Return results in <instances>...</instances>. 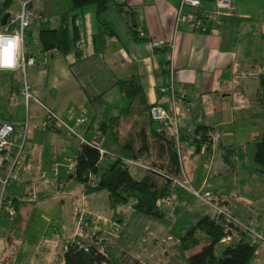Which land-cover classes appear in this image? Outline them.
Segmentation results:
<instances>
[{
    "label": "crops",
    "instance_id": "1",
    "mask_svg": "<svg viewBox=\"0 0 264 264\" xmlns=\"http://www.w3.org/2000/svg\"><path fill=\"white\" fill-rule=\"evenodd\" d=\"M32 1L27 6L30 15ZM230 1L233 7L230 13L208 14L200 26L193 28L188 22L177 21L180 0H114L115 6L107 16L115 25L120 39H109L105 51L98 58L93 79L102 85L134 79L139 86L141 98L133 102L124 98L119 86L115 85L99 100L90 103L69 69V64L75 61L73 54L63 56L55 50L42 52L38 39L31 48L27 47L29 41L25 40V54L34 60V64L25 69V80L33 96L51 109L64 125L74 128L83 140L95 139L100 142L108 154L101 165L117 157L124 166L128 167L122 158L131 159L134 165L144 168V175L136 180L146 175L157 145L154 140L173 136L168 125L165 127L151 121L147 114V109L153 104L170 112L169 101L162 90L172 88L179 98L176 118L178 137L173 138L188 183L202 196L208 193V199L214 204L264 236V166H258L253 160L255 143L261 132V111L255 95L258 76L264 74V0ZM43 8L39 13V26L45 23L48 28H57L61 17L67 13V21L70 23V19H74L80 30L81 49L86 56L92 55V35L95 31L89 37L85 33L84 37L77 22L83 9L73 16L74 12H70L72 8L66 10L60 1L53 8L45 3ZM183 10L186 13H211L215 11V5L214 1H199L196 11L191 7ZM92 11L94 13L89 8L88 12ZM9 18L4 26L0 23V34L6 29L8 32L15 30L16 24L9 25ZM129 27H133L138 34L142 33L146 40L163 42V48L149 51L146 41L129 35ZM165 48L167 51H164ZM167 59L168 72L164 73L163 62ZM87 65L81 63L78 74L83 71L79 68L86 69ZM19 72L0 70V77L9 74L11 92L20 96L21 79L19 81V77H15L12 82L10 76ZM237 97L245 98V101L239 105ZM3 102L5 100L0 98V107ZM30 103L34 108L33 114ZM26 107L25 118L31 126V151L38 145L40 154L42 151L48 153L46 160H54V156L58 160V163L50 164L46 177L52 173L53 179L57 180L62 173L68 180L76 182L70 174H66L64 164L67 158H76L82 142H79L78 137L70 136L65 126L49 128L46 113L36 101H29ZM35 109L41 112L44 123L35 117ZM0 118L10 122L24 120V117L15 118L6 108L0 109ZM77 119H83L84 122L76 126ZM101 122L109 123L102 135L97 130ZM202 129L220 133L215 147L200 140L201 131L198 130ZM37 140L40 146L38 142L33 143ZM132 152L136 154L135 159L132 158ZM126 163L131 164L129 161ZM53 165L58 166L56 173L52 170ZM38 177L43 179L44 173L41 172ZM93 193L87 194L83 185L80 200L84 199V204H81L84 210L81 212L101 221H110L117 215L121 227L120 214L115 211L112 217L102 218L94 214L93 209H89L87 195ZM189 195L194 196L187 190L176 189L175 208L185 203ZM107 199L111 209L108 194ZM198 200L205 206L199 207L194 216L197 219L191 228L202 217L211 216L208 207H212ZM14 208V221L17 222L14 227L23 230V222L18 219V215L24 219L29 206L14 205ZM74 224L73 221L69 224L71 236ZM241 238L248 242V233H240L234 240ZM57 251L56 242L52 241L47 249L50 260L48 264L58 262L55 261ZM257 254L262 258L260 264H264V250L260 248L255 249L249 264L254 263L253 258Z\"/></svg>",
    "mask_w": 264,
    "mask_h": 264
},
{
    "label": "rangeland",
    "instance_id": "2",
    "mask_svg": "<svg viewBox=\"0 0 264 264\" xmlns=\"http://www.w3.org/2000/svg\"><path fill=\"white\" fill-rule=\"evenodd\" d=\"M57 1L62 2L66 10L72 8L71 0L32 1V15L29 17V25L24 32L25 40L29 41L27 47L31 48L38 39L39 13L44 9L43 4L47 3L49 7L53 8ZM2 3L3 1H0V6ZM89 8L94 10L92 5H88L83 8V13L79 14L78 12L77 17L78 25L83 30L84 37L85 33L89 37L96 29L95 11L94 13L93 11L88 12ZM7 11L12 15L20 12L18 0H11ZM47 19H50V16H47ZM10 76H12V82H14L15 77H19V81L22 80L20 72L10 74ZM8 77L9 74L7 73L0 77V98L5 100L0 109L6 108L15 118L24 117L25 120L28 109L26 102L21 95L11 92V83ZM30 111L33 114L34 108L31 103ZM35 111L38 114L35 117H39L41 122V117H43L41 112L36 109ZM24 120L22 119L21 122ZM42 122L44 123V121ZM37 142L40 146L38 140L33 143ZM31 143L32 141L28 137L23 145V150H19V143H16L11 153L5 156L11 165L16 161L17 163L13 172L10 170L8 183L3 194L5 197L17 199L16 205L19 207L28 205L29 210L24 219L18 215V219L23 222V230L15 228L14 226L17 225L15 219L10 221L4 210L1 211L0 264H48L50 260L47 249L52 241L56 242L58 248V251L55 252V261L60 263L62 253L66 250L71 239L69 224L72 221L76 224L79 213L84 210L81 206L84 204V199L80 200L83 185L68 180L62 173L57 180L53 179L52 173L46 177L50 164L58 163L57 157L54 156V160H46L48 153L42 151L40 154L38 145L31 151ZM122 161L128 165L129 172L135 179L144 175V168L126 163L131 159L122 158ZM60 169L63 170L62 167ZM41 172L44 173L43 179L38 177ZM87 198L89 209H93L94 214L102 218L112 217L114 211L120 214L121 231L118 238L114 240L116 242L113 241L114 244L111 242L103 246L107 264H187L186 257L190 253L198 251L202 246L209 243L206 236L198 233L201 240L199 247L188 252L181 249L180 239L194 225L197 219L194 216L199 207L205 206L197 197L189 195L186 202L179 206L180 209L175 208L176 200H174V208L170 212L167 208H160L163 212L161 218H154L133 211L132 200L111 210L105 191L87 195ZM186 205L188 206L183 208ZM208 208L211 216H214V209ZM248 236L247 241L254 245L256 250L259 248L264 250L263 241H259L251 234ZM223 246L221 243L215 248L217 256H220ZM261 261L262 258L258 254L253 258V264H260Z\"/></svg>",
    "mask_w": 264,
    "mask_h": 264
},
{
    "label": "trees",
    "instance_id": "3",
    "mask_svg": "<svg viewBox=\"0 0 264 264\" xmlns=\"http://www.w3.org/2000/svg\"><path fill=\"white\" fill-rule=\"evenodd\" d=\"M10 1L3 0L0 6V23L4 14L7 13ZM71 1L72 9L70 12H74L73 16L76 15L77 11H81L88 5L94 7L96 29L92 35V55L86 56L81 49L80 30L74 23V19L72 21L70 19V23L67 21V13L61 17L60 25L57 28H48L45 23L39 26L38 40L41 51L48 52L55 50L63 56L73 54L75 61L73 64H69V69L77 79L82 92L90 103L99 100L103 94L115 85L119 86L121 95L126 99H131V102L135 101L136 98H141L139 86L132 78L111 83L110 85H102V83H98L97 80L94 81L93 79L95 75L94 71L97 69L96 64L98 58L105 51L109 39H120L115 25L107 16L110 9L115 6L114 0ZM198 1L211 2L214 0ZM129 30L130 36L137 37V39L140 38L138 32L133 27H129ZM142 40L147 41L146 39ZM164 51H167V49L165 48ZM83 62L88 63V65L87 67L85 66L86 69L79 68V70L83 71L78 74V67ZM168 63V59L163 62L164 67L162 69L164 73L168 72ZM91 80L93 81L91 82ZM255 101L261 111V132L259 139L255 143L253 160L258 166H264V74L258 76ZM157 123L168 127L166 123ZM108 126L109 123L101 122L97 130L102 135ZM198 131H201L200 140L207 141L208 132L205 129ZM154 141L157 143L156 149L152 154L153 157L149 162L146 175L141 180L134 179L128 167L124 166L117 157L112 158L110 163L104 165L99 164V153L97 150L83 143L76 156V167L70 176L76 182L85 186L87 194L105 191L108 194L111 209L116 205L126 204L132 200L133 211L146 216L161 218L163 212L157 207L156 202L169 191L170 181L168 178L178 176L181 166L173 136H169V138L160 137ZM132 158H136V154L133 152ZM4 162L1 167V175L3 177L8 172L10 173V170L13 172L17 161L11 165L9 159L5 157ZM90 181L95 186H90L88 184ZM4 198V200L7 199L6 197ZM11 202L13 205L17 204L16 199L11 200ZM116 216L110 221H115L120 227L117 221L118 217ZM198 233L206 236L209 239V243L202 246L198 251L190 253L186 258L187 264H249L255 253L254 245L241 238L238 241L224 245L220 256H217L215 248L218 244H221V238L224 236V233L220 225L216 223L214 216L202 217L193 228L183 235L180 239V245L183 251H192L200 246L201 240ZM55 264H107V258L104 250L102 252H85L76 247H68L63 253L62 262Z\"/></svg>",
    "mask_w": 264,
    "mask_h": 264
},
{
    "label": "built area",
    "instance_id": "4",
    "mask_svg": "<svg viewBox=\"0 0 264 264\" xmlns=\"http://www.w3.org/2000/svg\"><path fill=\"white\" fill-rule=\"evenodd\" d=\"M20 2V12L16 13L9 18V24H16V28L13 32H8L7 29L4 33L0 35L4 36H14L18 37L20 41V48L17 53V65L14 69H0V70H10V71H20L22 74V80L20 81L19 92L20 95L24 98L26 104L34 100L40 104L43 110L46 113L47 124L49 128H54L55 126H65L68 134L70 136L78 137L79 140L91 148H94L99 153V163L101 164L105 158L108 156L107 152L102 148L100 142L98 140L86 141L83 140L74 128L66 126L60 120V118L45 105L41 104L31 93L30 87L26 83L25 80V69L29 65L34 64V60L31 57H28L25 54L24 46H25V28L29 25V17L30 14L27 10V6L31 0L21 1ZM215 11L209 12H200L196 11L199 8L198 0H180L179 6L177 8V21L188 22L192 25L193 28H197L201 25L203 19L208 14L221 15L224 13H230L233 10L232 4L230 0H214ZM185 7L193 8L196 13H186L184 12ZM139 37L142 39H146L142 33H139ZM146 48L149 51H154L157 48H162L164 46L163 42L160 41H151L147 40ZM163 95L167 98L170 104V112H166L160 105L153 104L148 108L147 114L151 121L154 122H163L166 123L172 132V135L177 138L178 137V127H177V115H178V102L179 98L173 93L172 88L170 90H162ZM245 101V98L237 97L236 102L241 105L242 102ZM240 107V106H238ZM84 122L83 119L76 120V126L82 124ZM30 126L25 119L21 123H14L10 121H2L0 120V214L1 211L4 210L7 218L12 221L15 219L16 210L11 200H4V189L8 183L9 172L6 176L1 175V167L4 162L6 154L11 153L12 148L16 143H19L18 149L22 150L23 145L26 142V139L30 135ZM207 144L210 147H215L220 139V133L216 130H210L207 134ZM131 164H135L133 161H129ZM76 167V158H67L65 160L64 168L66 174H72ZM53 172H57L58 166H52ZM170 181L169 191L163 197L159 198L156 202L157 207L164 209H172L174 206L175 200V192L176 189H184L188 192H191L195 197L205 201L208 205H210L214 211V218L216 219V223H218L224 233V236L221 238V243L224 245L230 244L234 242L235 238H237L242 233L251 234L253 237L258 239L259 241H264L262 234L257 233L251 230L248 226L241 223L235 217L224 211L218 205L214 204L210 199H208L209 194L206 193L202 196L199 192L195 191L190 184L188 183L182 168L180 169V174L178 176L169 177ZM90 186H95V184L90 181L88 182ZM120 231V227L115 221H101L100 219H93L91 216L85 214L84 212H80L74 227L73 234L71 236L70 242L67 245L68 247H76L85 252L90 251H103V246L110 244L112 241L118 238Z\"/></svg>",
    "mask_w": 264,
    "mask_h": 264
},
{
    "label": "clouds",
    "instance_id": "5",
    "mask_svg": "<svg viewBox=\"0 0 264 264\" xmlns=\"http://www.w3.org/2000/svg\"><path fill=\"white\" fill-rule=\"evenodd\" d=\"M20 48L18 37L0 35V69H14Z\"/></svg>",
    "mask_w": 264,
    "mask_h": 264
},
{
    "label": "water",
    "instance_id": "6",
    "mask_svg": "<svg viewBox=\"0 0 264 264\" xmlns=\"http://www.w3.org/2000/svg\"><path fill=\"white\" fill-rule=\"evenodd\" d=\"M8 17H9L8 13L4 14V16L1 19V25H3V26L5 25L6 20H7Z\"/></svg>",
    "mask_w": 264,
    "mask_h": 264
},
{
    "label": "bare ground",
    "instance_id": "7",
    "mask_svg": "<svg viewBox=\"0 0 264 264\" xmlns=\"http://www.w3.org/2000/svg\"><path fill=\"white\" fill-rule=\"evenodd\" d=\"M28 12H29V11H28ZM9 17H10V16H9ZM7 19H8V18H7ZM7 25H8V24H7ZM9 25H10V24H9ZM9 25H8V26H9ZM25 37H26V36H25ZM25 45H26V43H25ZM157 50H158V49H157ZM1 71H2V70H1ZM7 72H8V71H7ZM48 127H49V126H48ZM3 163H5V162H3ZM2 169H4V168H2ZM5 176H6V175H5ZM4 199H5V198H4Z\"/></svg>",
    "mask_w": 264,
    "mask_h": 264
}]
</instances>
